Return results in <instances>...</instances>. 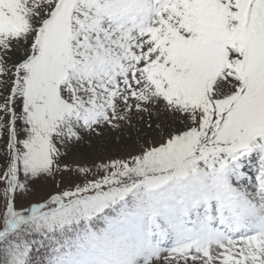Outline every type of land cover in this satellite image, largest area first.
<instances>
[{
    "label": "snow or ice",
    "instance_id": "obj_1",
    "mask_svg": "<svg viewBox=\"0 0 264 264\" xmlns=\"http://www.w3.org/2000/svg\"><path fill=\"white\" fill-rule=\"evenodd\" d=\"M0 264H264V0H0Z\"/></svg>",
    "mask_w": 264,
    "mask_h": 264
},
{
    "label": "rangeland",
    "instance_id": "obj_2",
    "mask_svg": "<svg viewBox=\"0 0 264 264\" xmlns=\"http://www.w3.org/2000/svg\"><path fill=\"white\" fill-rule=\"evenodd\" d=\"M117 136L118 134L115 133H106L103 137L86 138L81 144L75 145L68 151L65 160L72 164L85 161L91 164L127 157L129 152L133 150L134 136L131 141L127 137L118 139ZM67 179L64 177L65 186ZM59 183H61L60 176H56L54 180L50 178L48 181H40L34 186L33 199H40L48 193H55Z\"/></svg>",
    "mask_w": 264,
    "mask_h": 264
}]
</instances>
